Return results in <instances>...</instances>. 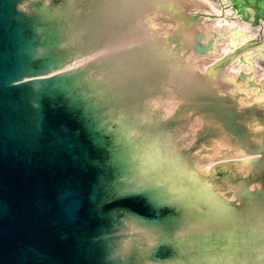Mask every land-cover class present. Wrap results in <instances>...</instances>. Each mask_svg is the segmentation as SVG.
I'll return each mask as SVG.
<instances>
[{
	"label": "water",
	"instance_id": "water-1",
	"mask_svg": "<svg viewBox=\"0 0 264 264\" xmlns=\"http://www.w3.org/2000/svg\"><path fill=\"white\" fill-rule=\"evenodd\" d=\"M211 5L0 0V264H264V156L200 166L203 144L264 154L247 93L186 57L221 41L186 12ZM228 6L264 20V0Z\"/></svg>",
	"mask_w": 264,
	"mask_h": 264
}]
</instances>
